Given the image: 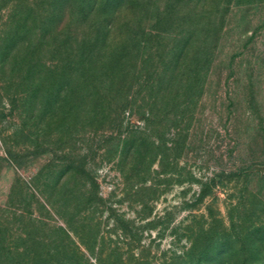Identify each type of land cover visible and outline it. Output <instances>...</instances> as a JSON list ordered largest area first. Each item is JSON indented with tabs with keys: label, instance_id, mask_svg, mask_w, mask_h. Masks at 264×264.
Returning a JSON list of instances; mask_svg holds the SVG:
<instances>
[{
	"label": "rangeland",
	"instance_id": "obj_1",
	"mask_svg": "<svg viewBox=\"0 0 264 264\" xmlns=\"http://www.w3.org/2000/svg\"><path fill=\"white\" fill-rule=\"evenodd\" d=\"M23 1L0 0V156L5 155V144L24 150L41 142L58 152L62 147L55 144H63L64 151L72 147L82 153L91 143L94 156L88 166L94 168L103 201L87 205V182L70 173L53 187L49 171L55 168L48 165L52 151L29 158L21 167L0 160V218L10 221L13 235L22 229L11 216L22 206L8 201L10 191L12 185L19 190L26 183L19 195L34 192L30 232L46 239L62 234L92 263L100 253L121 252L123 257L134 253L146 256L151 264H165L188 247L186 227L208 228L213 240L229 237L232 253L264 256V0H137L115 15L114 41H125L129 33L125 26L142 27L149 38L134 56L137 68L143 59L169 61L166 51L183 44L181 33L192 32L177 60V95L164 110L157 107L160 114L154 118L162 125H179L181 149L172 151L164 172L159 157L151 162L144 181L132 171L126 177L119 168L117 139H107V126L93 133L92 125H76L75 142L68 140L72 125H54L49 80L40 82L35 73L32 80L39 86L33 83L29 93L24 91L18 59L30 39L20 33ZM168 1L171 9L176 7V21L157 28L153 13L164 10ZM180 19H186L184 26ZM33 31L32 40L38 29ZM45 49L39 54L47 56ZM142 93L135 95V103H141ZM125 119L144 125L138 112L126 110L124 123ZM175 130L170 126L165 137L172 139ZM203 183L210 189L194 201ZM108 206L131 231L116 225ZM148 221L155 226H146ZM60 227L68 229V237ZM135 232L140 235L138 243Z\"/></svg>",
	"mask_w": 264,
	"mask_h": 264
},
{
	"label": "trees",
	"instance_id": "obj_2",
	"mask_svg": "<svg viewBox=\"0 0 264 264\" xmlns=\"http://www.w3.org/2000/svg\"><path fill=\"white\" fill-rule=\"evenodd\" d=\"M171 1L166 2L164 10L154 11L153 26L158 28L159 25H168L176 21L173 14L176 7L171 9ZM137 2V0H24L20 16V33L24 40H30L26 42V49L18 60L22 70L20 85H25L24 91L27 93L33 83L38 85L37 80H32L35 73L38 80L50 81V91L53 94L50 105L54 125H72L68 140L73 139L72 143L75 142L76 125H92L93 133L98 131L99 127L107 126L109 129L107 139H117L114 151L119 154L117 160L119 168L126 177H129L127 173L132 171V175L139 176V180L144 181L148 176L151 162L159 157L164 172L171 162L169 156L172 151L177 152L181 149L182 142L178 140L179 125H162L160 118L159 122L154 118L160 114L155 111L164 110L177 95L174 89L175 76L178 73L177 60L191 39L192 32L187 30L181 33L180 40L183 44L179 48L174 47L166 51L169 53V61L162 59L155 63H144L149 61V58L143 59L142 65L137 68L134 56L141 44L149 40L148 37H144L142 27L134 29L125 26L124 31L129 32L128 36L125 41L118 43L111 35L113 31L111 25L117 12L128 4L135 6ZM180 20L184 26L186 19ZM34 27L38 31L36 38L32 40ZM44 48L47 56L39 54ZM194 73L199 74L195 68ZM135 84L138 88L133 90ZM170 92L171 95H168ZM139 93H142V100L137 104L135 95ZM30 104L29 99L25 100L24 106L28 108ZM126 110L130 113H140L144 125L134 124L127 119L124 123ZM155 123L159 125H154ZM170 126L177 128L172 139L165 137ZM168 139L171 140L169 145ZM57 140H61V135ZM62 145L55 144L56 147L63 148ZM62 148L58 152L51 145L37 142L31 149L25 147L21 150L15 143L5 144V155L0 156V160L21 167L29 158L52 151V163L48 164L49 167L53 165L55 168L49 171L52 186L54 187L63 175L70 173L81 178L84 183L87 182L88 191L85 196L87 205L98 206L103 199L98 195L100 182L94 168L88 166L89 159L94 156L91 143L82 153H78L72 147L68 151ZM45 185L50 186V183ZM22 186L27 185L25 183ZM22 186L16 190V184L12 185L8 200L22 206L19 213L11 214L12 219L19 220V227L22 230L14 236L10 221H6L4 217L0 218V264H151L146 256H134L133 253L131 257H123L121 252L114 256H103L100 253L94 257L92 263L78 250L73 241L64 239L62 234L54 239L33 235L28 227L32 212L30 199L34 197V192L30 190L27 197L26 192L19 195ZM209 189V184L203 183L194 201L201 200ZM108 209L114 216L116 225L125 231L132 230L128 223L115 213L114 208L108 206ZM155 224L154 221H148L146 226ZM186 228L183 234L188 236V247L181 254L171 257L165 264H264V256L230 252L233 242L229 237L213 240L211 230L208 228ZM60 230L68 237V229L60 227ZM137 232L134 241L138 243L140 235Z\"/></svg>",
	"mask_w": 264,
	"mask_h": 264
}]
</instances>
